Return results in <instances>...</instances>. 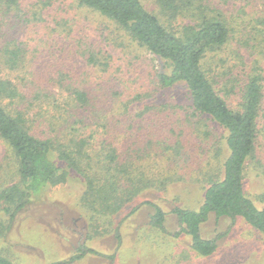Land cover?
<instances>
[{
	"label": "trees",
	"instance_id": "1",
	"mask_svg": "<svg viewBox=\"0 0 264 264\" xmlns=\"http://www.w3.org/2000/svg\"><path fill=\"white\" fill-rule=\"evenodd\" d=\"M72 1L112 22L167 69L158 73L156 92L142 91L144 82L137 80L132 100L115 90L111 56L102 52L78 51L81 68L77 61L71 65L65 52L59 58L63 66L43 69L49 64L41 55L47 48L43 31L29 38L25 30L27 21L38 23L39 11L53 6L37 3L38 11L33 5L32 18L25 20V0H0V238L9 235L17 215L35 197L67 182L72 171L86 180L84 206L92 213L91 226L112 225L109 217L145 192L192 181L178 172L186 161L184 144H193L194 137L210 143L217 126L226 132L229 151L223 176L199 180L205 194L198 211L173 210L181 227L175 236L191 237L192 249L201 256L215 254L223 236L202 235L212 214L234 223L243 218L264 235V196L253 200L246 190L248 169L259 148L264 150V0ZM232 60L230 78L218 69ZM178 87L186 89L189 105L147 102ZM134 104L147 111L135 109V115ZM109 108L124 120L108 117ZM146 115L152 116L148 129L163 121L158 131L144 130V137L131 133L127 118ZM2 146L13 167L8 173ZM261 171L264 175V166ZM145 204L155 210L149 225L169 234L167 213L151 201ZM95 233L104 237L110 231ZM116 237L121 244L120 228ZM88 239H94L91 232ZM100 254L83 243L65 264ZM0 264L17 263L0 253Z\"/></svg>",
	"mask_w": 264,
	"mask_h": 264
},
{
	"label": "rangeland",
	"instance_id": "2",
	"mask_svg": "<svg viewBox=\"0 0 264 264\" xmlns=\"http://www.w3.org/2000/svg\"><path fill=\"white\" fill-rule=\"evenodd\" d=\"M146 2L150 4L151 0ZM37 3L53 6L39 11L38 23L32 24L27 21L26 24L25 31L29 38L32 32L43 31L42 37L48 49L45 48L44 55L41 49V55L49 64L42 65L41 68L55 70L63 66L64 64H59V58L65 52L69 58L68 62L75 65L77 61L78 68H81L84 62L80 55L77 59V52L83 48L86 52H102L104 56L107 54L112 57L109 63L115 73L111 72V79L117 80L115 90L126 100H132L137 95L138 92L135 91L137 80L144 82L142 84L146 90L142 91L146 93L156 92L159 88L158 73L167 69L165 64L160 58L153 56L128 38L124 31L115 27L112 22L102 20L99 14L84 10L72 0H25L23 6L26 12L25 20L32 18L33 5L38 11ZM234 64L232 60L222 64L225 65L224 68L219 65L218 71L228 72L231 78L235 69ZM150 101L151 104L155 103L158 106L190 104L186 89L183 87L161 92L155 99L147 102ZM231 102L235 104L233 100ZM145 107L134 104L132 111L135 113L136 109L141 112L147 109ZM109 116L116 120H124L111 108L108 109ZM151 117L146 115L144 119L127 118L131 126L130 132L136 136H143L144 130L158 131V125L162 126L163 121H156L148 129ZM196 121L198 119H194L192 124L195 128ZM180 124L181 122L178 127ZM123 127L124 125L122 129ZM182 128L187 134L190 131L186 130V127ZM212 133L210 143L201 144L202 142L194 137L193 144H184L186 161L180 164L181 170L178 172L192 181L175 183L166 191L154 189L145 192L134 203L110 216L109 220L112 222L110 226L102 228L91 226L92 213L84 206L86 180L82 175L72 171L67 182L52 185L47 193L42 197H35L32 203L17 215L12 231L0 238V253L10 255L17 264H65L79 245L84 243L101 254L75 264H264V235L243 218L234 223L230 218L218 219L212 214L208 222L203 224L202 235L205 238L216 239L223 236L218 240L217 252L211 256L204 257L195 252L191 247V237L188 235L175 236L181 232V227L173 210L180 207L198 211L205 194L204 184L199 180L223 176V162L229 155L225 140L226 132L217 126ZM189 135L192 137L191 132ZM1 148L6 155L3 168L5 173H8L13 167L10 165L6 149L3 146ZM258 156L260 162H257V159L252 163L246 178L247 195L253 200H259L264 196L262 148H259ZM60 166L66 165L62 162ZM147 201L160 206L167 213L169 234H164L149 225L150 216L155 210L145 204ZM134 208H137V211L132 215ZM117 228H120L122 234L121 244L116 237ZM97 230L99 232L108 230L110 234L104 237L97 236L95 233ZM89 232L94 239H88ZM110 256H115V260L109 259Z\"/></svg>",
	"mask_w": 264,
	"mask_h": 264
}]
</instances>
